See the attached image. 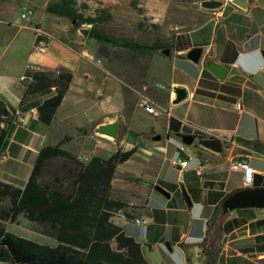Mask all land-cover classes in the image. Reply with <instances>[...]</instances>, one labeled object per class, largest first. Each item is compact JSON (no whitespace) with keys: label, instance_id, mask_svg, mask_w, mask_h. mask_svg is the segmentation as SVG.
<instances>
[{"label":"crops","instance_id":"0c3cea01","mask_svg":"<svg viewBox=\"0 0 264 264\" xmlns=\"http://www.w3.org/2000/svg\"><path fill=\"white\" fill-rule=\"evenodd\" d=\"M222 1L221 7L213 11L196 8L192 23L185 17L181 30L167 33L166 56H174L176 62L170 66L165 88H158L146 84L153 53L143 63L132 62L140 65V72L136 80L127 82L121 74L124 67L110 57L113 47L102 45L105 53L96 54L93 47L97 45L92 39L58 33L46 26L45 17L33 11L24 21L19 18L24 4L0 0V117L4 119L0 120V128L7 125L0 155V181L22 188L37 152L61 141L60 148L71 157L46 158L36 180L41 186L65 193L80 165L90 157H107L115 150L132 149L133 153L119 164L134 160L135 179L140 184L130 189L115 177L116 180L111 179L112 197L125 206L113 212L110 219L141 245L142 254L141 243L150 245L146 240H169L175 245H201L205 262L214 264L218 251L241 243L243 238L238 233L243 230L245 238L260 251H249L248 246L240 253L252 263L260 256L264 258V209L240 213L238 222L230 221L226 214L219 231L214 233L212 219L221 213L220 200L243 187L241 172L229 165L231 159L243 157L252 168L250 187L264 185V153L248 143L256 139L264 144V0H246L244 10L228 0ZM62 38H73L76 47ZM36 44L44 45L43 52L34 51ZM192 46L202 47L198 64L176 55ZM84 52L93 54L99 62L88 59ZM206 59L230 65L223 79H217L205 68ZM30 67L70 73L67 89L48 123L38 120L36 104L53 93L52 87L49 93L20 102V77ZM116 69H120L119 73ZM173 85L182 86L187 92L175 104L170 103ZM139 91L167 107L169 116L165 115L164 125L137 127ZM235 103H239V108ZM113 120L117 122L115 138L95 132L99 124ZM197 128L222 140V156L181 145L171 137L173 133L204 136ZM173 157L185 160L186 165L174 164ZM198 164L200 175L196 174ZM154 184L165 189L168 196L155 190ZM126 219L134 223L142 220L136 223L142 226L133 232L127 229ZM4 226L7 229L8 223ZM14 233L33 239L24 232ZM0 253V262L12 264L5 248L1 247Z\"/></svg>","mask_w":264,"mask_h":264},{"label":"trees","instance_id":"16d2710c","mask_svg":"<svg viewBox=\"0 0 264 264\" xmlns=\"http://www.w3.org/2000/svg\"><path fill=\"white\" fill-rule=\"evenodd\" d=\"M86 8L84 3L77 4L76 0H49L44 10L48 14L68 19L71 22L69 33H76L82 23L89 24L80 35L81 38L92 39L101 46L116 47L130 57L149 55L168 48L156 38L147 43L139 42L132 37L116 38L108 35L98 29L93 16L82 13L81 10ZM62 40L76 47L73 38ZM26 73L30 75V80L20 81L23 87L20 102L29 96L49 93L51 87L53 88L51 95L36 104L38 120L48 123L67 89L70 73L67 71ZM0 120L4 119L0 117ZM6 127L7 125L0 128V155ZM248 143L257 151L264 153V144L260 141L253 139ZM60 144L61 141L43 146L37 152L22 188L0 181V248H5L12 264H149L143 258L141 245L110 219L114 211L125 206L123 201L109 196L110 181L114 177L116 165L126 160L133 150H115L107 157H90L80 165L69 189L63 193L58 189L41 186L36 180L41 163L46 158L71 157L67 151L60 148ZM3 201L4 205L1 204ZM216 210L218 211V207ZM226 214L218 213V216L212 219H215L213 222L215 234L219 231V223ZM18 215H22L30 222L46 225L51 231L53 243L22 237L5 229V222H14ZM124 215L129 217L127 213ZM210 263L211 261H207L205 264Z\"/></svg>","mask_w":264,"mask_h":264},{"label":"rangeland","instance_id":"374dc122","mask_svg":"<svg viewBox=\"0 0 264 264\" xmlns=\"http://www.w3.org/2000/svg\"><path fill=\"white\" fill-rule=\"evenodd\" d=\"M14 1L17 4L21 3L29 6L35 14L45 17L47 27L52 28L58 33H69L71 22L68 19L45 12L44 7L49 0ZM76 3H84L87 6L86 9L81 11L84 15L94 17L99 30L105 33L113 34L116 38L132 37L139 42L147 43L151 42L155 38L162 43H166L167 33H173L181 30L183 28L182 19L185 17L190 23H192L190 20L191 16L195 12V9L199 8L197 2L191 4L188 0H76ZM88 27L89 24H80L79 29L75 33L77 35L76 37L82 35L81 30H85ZM93 45H97V47H93L96 54L100 52L105 53V51H101L103 46L94 42ZM112 49L110 57L114 62L121 63L119 66L124 67L121 74L125 75L123 76L124 80L130 83L137 79V75H139L140 72V65H134L132 62L136 61L138 63H143V61L152 54L130 57L121 49L116 47H113ZM153 54L154 56L150 58L146 70V77L148 78L146 84H151L158 88H165L167 85V76L170 66L172 63L174 64L176 60L174 56L167 57L162 53L160 54V52H153ZM119 71L120 69H116L115 72L119 73ZM140 109L137 110V115L135 117L137 120V127L152 125L157 128V126L164 125L166 114L163 113L154 116L145 112L142 107ZM117 165L114 177L130 189L137 188V185L140 184L136 181L137 179H135V174L137 173V163L134 160H129ZM123 177L125 179H123ZM69 187L70 185L66 186V189H69ZM109 196H113L112 189L109 191ZM1 204L4 205L5 201ZM258 210V208L251 207L237 208L229 211L227 213V217H230V221L238 222L240 220L238 218L240 213ZM261 212L264 213V210H261ZM130 221L131 219H126L127 229L137 232L142 225ZM7 223L8 226H6V228L10 232H24L29 237H32L40 242L53 243L51 231L45 229L37 222H30L26 220L22 215H18L14 222ZM241 232L245 231L242 230ZM241 236L243 238L241 243L238 242V244L234 243L233 245H228L224 247L223 251L217 252L214 264H264V258L261 256L254 260L253 263L243 257L240 252H244L248 246H250L248 249L249 251L251 250L254 252L260 250L256 244L252 245L250 240L245 238L244 234ZM145 242H149L150 245L148 247L147 245L141 243L143 248L142 255L148 263L184 264L185 260H187V264L206 263V256L201 250V245H175L173 241L169 240H159L156 242L146 240ZM233 250H239V253H236ZM1 253L0 260L2 259ZM0 264L5 263L1 261Z\"/></svg>","mask_w":264,"mask_h":264},{"label":"water","instance_id":"95a60500","mask_svg":"<svg viewBox=\"0 0 264 264\" xmlns=\"http://www.w3.org/2000/svg\"><path fill=\"white\" fill-rule=\"evenodd\" d=\"M229 3L239 9L246 8V0H228ZM223 4L222 0H198L197 5L200 9L204 10H216ZM85 30H81L83 34ZM164 55H168V48H164L160 51ZM202 47L192 46L186 49L177 51L176 55L179 58L186 59L193 64H198L201 59ZM205 68L214 75L217 79H223L227 74L230 65L215 61L214 59H206L204 61ZM170 103L175 104L183 100L187 92L184 87L179 85H173L170 91ZM3 110V109H2ZM95 132L105 135L109 138H115L117 132V122L110 121L107 123L99 124ZM178 143L190 147L195 146L202 150L208 151L214 155H223L222 140L217 136H198L190 133H173L171 136ZM154 139H158L155 135ZM153 188L164 196H168V193L161 186L154 184ZM264 208V186L257 187H242L228 193L220 202L219 209L222 214L227 213L237 208ZM239 235H243L244 232H239Z\"/></svg>","mask_w":264,"mask_h":264},{"label":"built area","instance_id":"2783aa9c","mask_svg":"<svg viewBox=\"0 0 264 264\" xmlns=\"http://www.w3.org/2000/svg\"><path fill=\"white\" fill-rule=\"evenodd\" d=\"M32 13V10L29 6L23 5L21 12L19 13V18L22 20H27L28 16ZM44 45L43 44H36L34 46V51L36 52H43ZM84 55L90 59L95 60L96 62H99V59L96 58L93 54L84 52ZM33 71H41V68L39 67H30L28 68L27 72H33ZM23 81H29L30 75H28L26 72L20 77ZM139 96V105L143 108V110L149 114H152L154 116L160 115V114H166L169 116V112L167 107H165L163 104L156 102L151 97H149L146 93L143 91L137 92ZM235 107L239 108V103H235ZM193 126V125H191ZM200 133H203L204 136H215L212 134V132L197 128ZM199 136V135H198ZM182 145V144H181ZM173 163L177 164L179 167H184L186 165L185 160H180L178 157H173ZM231 169L239 170L241 172V182L243 184V187H250L252 180H253V170L247 163V161L243 158H233L230 160L229 163ZM202 172L200 164H198L196 168V174L200 175ZM136 223H141L142 220H135Z\"/></svg>","mask_w":264,"mask_h":264}]
</instances>
